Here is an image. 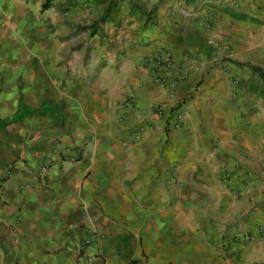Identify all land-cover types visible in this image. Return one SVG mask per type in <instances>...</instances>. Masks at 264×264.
<instances>
[{
  "label": "crops",
  "instance_id": "crops-1",
  "mask_svg": "<svg viewBox=\"0 0 264 264\" xmlns=\"http://www.w3.org/2000/svg\"><path fill=\"white\" fill-rule=\"evenodd\" d=\"M198 3L149 0L143 28L128 18L127 35L85 57L45 21L12 23L0 0V264H264L251 73L222 58L233 34L251 38L264 0ZM163 51L181 65L172 98L147 63ZM172 106L169 130L157 110ZM84 141L59 172V151Z\"/></svg>",
  "mask_w": 264,
  "mask_h": 264
},
{
  "label": "rangeland",
  "instance_id": "rangeland-1",
  "mask_svg": "<svg viewBox=\"0 0 264 264\" xmlns=\"http://www.w3.org/2000/svg\"><path fill=\"white\" fill-rule=\"evenodd\" d=\"M43 1L5 0L11 10L12 23L24 15L31 21H36V24L45 21L44 24L49 30L45 32H48L49 36L58 38L63 50L66 48L69 52L83 50L81 56L83 54L85 57L92 49V42L96 41V45L107 44L108 41L113 43L116 34L120 37L127 35L131 21L126 19H132L138 24L135 26L137 30L143 28L150 19L149 13L145 10L149 0H53L45 10H41L40 5ZM194 1H198L200 7L201 5L211 7L209 1L217 0H185L187 4H192ZM248 2L251 5L255 3L258 5L261 0H248ZM256 14L253 18L260 23L256 24V30L251 38L241 40L233 34L230 45H225L226 49H222V58L246 62L264 70V18L259 19ZM108 27L111 28L110 32L104 29ZM247 76L249 82L244 87H249L248 91L251 93L247 106L248 114L260 119L253 126L252 134L264 139V84L260 83L254 75L247 73ZM58 148V146L54 147V151ZM59 153L60 157L54 161V165L59 172L63 173L65 165L78 162L79 158L87 153V149L84 145H67L63 152L59 151ZM69 153V157H63V154ZM41 163L52 164V156H43Z\"/></svg>",
  "mask_w": 264,
  "mask_h": 264
},
{
  "label": "built area",
  "instance_id": "built-area-1",
  "mask_svg": "<svg viewBox=\"0 0 264 264\" xmlns=\"http://www.w3.org/2000/svg\"><path fill=\"white\" fill-rule=\"evenodd\" d=\"M222 49H226V47L223 45ZM147 63L150 64L149 72L151 74L152 82L161 88L169 89V97L172 98L174 87L176 86L177 82L182 79L180 76L181 65L174 59V55L168 51H163L158 55L147 59ZM128 104H131L130 100H128ZM181 114V110L176 106H172L164 112L157 110V115L163 117L164 126L169 130L178 128ZM81 145H86V142H82ZM63 150L64 148H62L60 152L62 153ZM69 156L70 153L67 155L63 154V157ZM49 166L50 165L48 164H41L37 172V177L43 178L42 175L46 173ZM96 237L97 234L95 232L88 231L85 240H83V245H88Z\"/></svg>",
  "mask_w": 264,
  "mask_h": 264
},
{
  "label": "trees",
  "instance_id": "trees-1",
  "mask_svg": "<svg viewBox=\"0 0 264 264\" xmlns=\"http://www.w3.org/2000/svg\"><path fill=\"white\" fill-rule=\"evenodd\" d=\"M51 1L53 0H44L43 3L40 5V9L45 10L49 6V3ZM234 64L237 67L246 68L252 75H254L257 78V80L260 83L264 84V70L263 69H261L260 67L254 66V65H249V64H241L237 62H234Z\"/></svg>",
  "mask_w": 264,
  "mask_h": 264
}]
</instances>
